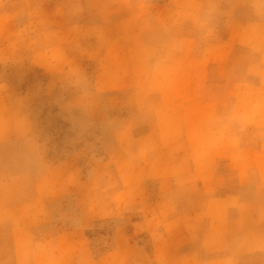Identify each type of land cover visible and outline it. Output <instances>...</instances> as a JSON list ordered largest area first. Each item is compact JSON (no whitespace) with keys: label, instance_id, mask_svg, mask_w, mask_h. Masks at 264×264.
Listing matches in <instances>:
<instances>
[{"label":"rangeland","instance_id":"1","mask_svg":"<svg viewBox=\"0 0 264 264\" xmlns=\"http://www.w3.org/2000/svg\"><path fill=\"white\" fill-rule=\"evenodd\" d=\"M205 6L0 0V199L7 211L35 199L36 211L21 212L43 221H27L36 244L20 264L51 262L44 240L80 225L94 258L105 257L98 264H156L171 206L190 222L186 198L200 195L197 181L212 182L214 195L236 194L224 151L264 148V124L234 122L264 121V25L256 55L234 45L225 65H214L205 50L227 29L206 28L218 13ZM241 15L264 22V0ZM238 84H256V108ZM17 259L1 226L0 264ZM239 262L264 264V254Z\"/></svg>","mask_w":264,"mask_h":264},{"label":"crops","instance_id":"2","mask_svg":"<svg viewBox=\"0 0 264 264\" xmlns=\"http://www.w3.org/2000/svg\"><path fill=\"white\" fill-rule=\"evenodd\" d=\"M198 2L196 0L200 8L207 5L206 10L218 13L216 16L218 20L211 25L207 24L206 28L227 29L226 39H218V35L215 36L218 41L215 47L206 42V45H209L205 50L207 60L214 65H225L234 45L244 46L256 55V26L261 27L264 22H256L255 17L246 20L241 15L244 9L256 13V0H210V3L205 4L204 0ZM227 44H230L229 49ZM261 50L264 61V48ZM253 73L256 75V67ZM225 74L226 68L221 69L220 75ZM237 88V93L250 95V108H256V84L250 87L238 84ZM234 122H245L248 125L264 124V121L262 123L256 121L255 115L248 117L247 120L238 117ZM222 137L231 138L233 135L227 136L222 133ZM242 152L241 149L224 151L227 164L236 167L238 179L236 194L217 196L212 193V182L205 179L197 181L196 186L200 195L186 198V202L193 205L190 222H184L171 205L167 203L162 205L163 211L170 209L171 206L174 214L159 233L155 248L156 264H240V257L255 253L264 254V148H256L240 155ZM204 155L210 156V152L204 151ZM217 156L224 154L219 153ZM234 156L237 162H233ZM247 188L252 189V195L239 193V190ZM27 204L31 205L30 209L34 207V210H37L35 208L38 203L33 198L14 205L12 208L14 211H7L0 199V227L7 226L11 230V246L18 258L17 264H20L19 253L32 251L36 244L32 230L34 224L28 226L27 221L42 219L41 216L38 218L34 210L28 213L21 212ZM174 206L176 207L175 204ZM39 222L42 224L43 221ZM85 228L80 225L78 228L61 229L55 235L46 238L43 247L50 250L51 262L45 263L98 264L99 259L105 258L104 256L94 258L95 255L88 247Z\"/></svg>","mask_w":264,"mask_h":264}]
</instances>
